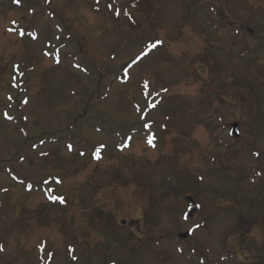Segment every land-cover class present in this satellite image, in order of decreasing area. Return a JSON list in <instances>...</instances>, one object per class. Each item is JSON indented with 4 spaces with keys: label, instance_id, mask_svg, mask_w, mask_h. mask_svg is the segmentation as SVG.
<instances>
[{
    "label": "rangeland",
    "instance_id": "1",
    "mask_svg": "<svg viewBox=\"0 0 264 264\" xmlns=\"http://www.w3.org/2000/svg\"><path fill=\"white\" fill-rule=\"evenodd\" d=\"M0 234V264H264V0L0 1Z\"/></svg>",
    "mask_w": 264,
    "mask_h": 264
},
{
    "label": "water",
    "instance_id": "2",
    "mask_svg": "<svg viewBox=\"0 0 264 264\" xmlns=\"http://www.w3.org/2000/svg\"><path fill=\"white\" fill-rule=\"evenodd\" d=\"M236 130H237V124H233V134L234 133L236 134ZM187 200L189 201L191 206H190L186 216H191L193 214V212L198 211L199 208L190 197H188ZM185 235L186 234H184L182 236H185Z\"/></svg>",
    "mask_w": 264,
    "mask_h": 264
},
{
    "label": "snow or ice",
    "instance_id": "3",
    "mask_svg": "<svg viewBox=\"0 0 264 264\" xmlns=\"http://www.w3.org/2000/svg\"><path fill=\"white\" fill-rule=\"evenodd\" d=\"M17 2H18V0H17ZM157 43H159V42H157ZM151 47H153V48L156 47V44H152ZM148 142L151 144L152 143L151 139Z\"/></svg>",
    "mask_w": 264,
    "mask_h": 264
},
{
    "label": "trees",
    "instance_id": "4",
    "mask_svg": "<svg viewBox=\"0 0 264 264\" xmlns=\"http://www.w3.org/2000/svg\"><path fill=\"white\" fill-rule=\"evenodd\" d=\"M158 40H160V41H162L161 39H158ZM163 42V41H162ZM67 202V201H66ZM0 236H1V234H0Z\"/></svg>",
    "mask_w": 264,
    "mask_h": 264
}]
</instances>
